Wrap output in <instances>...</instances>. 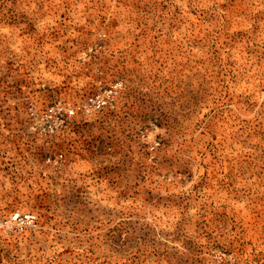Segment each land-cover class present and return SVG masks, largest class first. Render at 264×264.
<instances>
[{
    "label": "rangeland",
    "instance_id": "obj_1",
    "mask_svg": "<svg viewBox=\"0 0 264 264\" xmlns=\"http://www.w3.org/2000/svg\"><path fill=\"white\" fill-rule=\"evenodd\" d=\"M0 264H264V0H0Z\"/></svg>",
    "mask_w": 264,
    "mask_h": 264
},
{
    "label": "built area",
    "instance_id": "obj_2",
    "mask_svg": "<svg viewBox=\"0 0 264 264\" xmlns=\"http://www.w3.org/2000/svg\"><path fill=\"white\" fill-rule=\"evenodd\" d=\"M122 86L121 81H115L104 89L89 94L83 101L72 104L61 102L47 105L41 114L34 106L29 107V114L35 120L39 130L45 135H53L65 128L73 117L90 115L115 104ZM62 156V154H60ZM50 160V157L48 158Z\"/></svg>",
    "mask_w": 264,
    "mask_h": 264
}]
</instances>
